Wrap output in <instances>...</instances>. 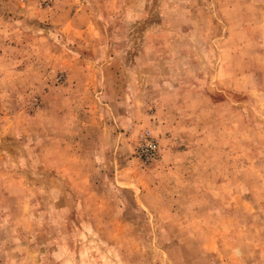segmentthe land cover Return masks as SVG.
I'll use <instances>...</instances> for the list:
<instances>
[{
	"label": "rangeland",
	"instance_id": "374dc122",
	"mask_svg": "<svg viewBox=\"0 0 264 264\" xmlns=\"http://www.w3.org/2000/svg\"><path fill=\"white\" fill-rule=\"evenodd\" d=\"M0 264H264V0H0Z\"/></svg>",
	"mask_w": 264,
	"mask_h": 264
},
{
	"label": "built area",
	"instance_id": "2783aa9c",
	"mask_svg": "<svg viewBox=\"0 0 264 264\" xmlns=\"http://www.w3.org/2000/svg\"><path fill=\"white\" fill-rule=\"evenodd\" d=\"M139 156L144 160H152L157 156V144L155 141L150 140L141 144L138 148Z\"/></svg>",
	"mask_w": 264,
	"mask_h": 264
}]
</instances>
